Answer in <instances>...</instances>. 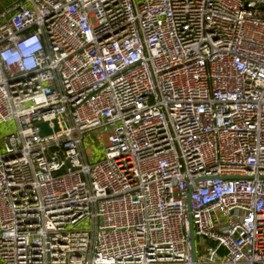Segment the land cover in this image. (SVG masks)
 Returning <instances> with one entry per match:
<instances>
[{"label": "built area", "instance_id": "1", "mask_svg": "<svg viewBox=\"0 0 264 264\" xmlns=\"http://www.w3.org/2000/svg\"><path fill=\"white\" fill-rule=\"evenodd\" d=\"M8 121L0 264H264V0H0Z\"/></svg>", "mask_w": 264, "mask_h": 264}, {"label": "rangeland", "instance_id": "2", "mask_svg": "<svg viewBox=\"0 0 264 264\" xmlns=\"http://www.w3.org/2000/svg\"><path fill=\"white\" fill-rule=\"evenodd\" d=\"M14 128H15V124L12 121L1 123L0 124V138L4 134H7L11 132L12 130H14ZM93 139L97 140V138L94 135L92 136V140L89 137L88 138L84 137L82 141V145H83L84 151L87 154L88 158H90L91 155H94L95 159H97L101 154V149L99 147L98 140H97V144H95Z\"/></svg>", "mask_w": 264, "mask_h": 264}, {"label": "water", "instance_id": "3", "mask_svg": "<svg viewBox=\"0 0 264 264\" xmlns=\"http://www.w3.org/2000/svg\"><path fill=\"white\" fill-rule=\"evenodd\" d=\"M39 129H40V133L41 134H45L48 133L50 130L47 128V123L46 122H39L38 123ZM57 127H55L56 129Z\"/></svg>", "mask_w": 264, "mask_h": 264}]
</instances>
